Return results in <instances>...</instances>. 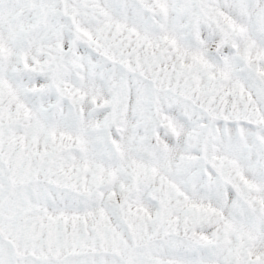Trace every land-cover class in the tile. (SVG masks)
Listing matches in <instances>:
<instances>
[{"label":"snow or ice","instance_id":"snow-or-ice-1","mask_svg":"<svg viewBox=\"0 0 264 264\" xmlns=\"http://www.w3.org/2000/svg\"><path fill=\"white\" fill-rule=\"evenodd\" d=\"M0 264H264V0H0Z\"/></svg>","mask_w":264,"mask_h":264}]
</instances>
